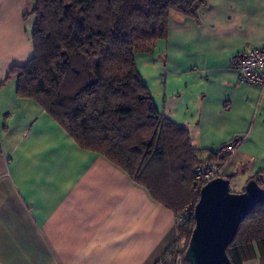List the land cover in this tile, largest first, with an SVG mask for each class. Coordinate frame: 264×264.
Segmentation results:
<instances>
[{
  "label": "crops",
  "instance_id": "crops-1",
  "mask_svg": "<svg viewBox=\"0 0 264 264\" xmlns=\"http://www.w3.org/2000/svg\"><path fill=\"white\" fill-rule=\"evenodd\" d=\"M206 1L199 25L172 15L156 44L164 115L203 158L238 142L221 177L235 174L241 190L264 168V91L241 84L232 61L264 49V0ZM32 7L0 0V264H156L177 237L176 211L17 97L9 74L33 58Z\"/></svg>",
  "mask_w": 264,
  "mask_h": 264
},
{
  "label": "trees",
  "instance_id": "trees-1",
  "mask_svg": "<svg viewBox=\"0 0 264 264\" xmlns=\"http://www.w3.org/2000/svg\"><path fill=\"white\" fill-rule=\"evenodd\" d=\"M30 1L33 58L9 74L16 77L17 97L35 101L80 149L126 172L175 217L192 205L175 239L185 242L186 252L197 204L191 191L195 170L209 162L221 169L231 155L203 158L191 146L188 131L157 108L136 59L166 42L172 15L199 25L207 1ZM250 180L264 190V168ZM226 254L231 264L252 262L256 254L264 262V201L240 224Z\"/></svg>",
  "mask_w": 264,
  "mask_h": 264
},
{
  "label": "water",
  "instance_id": "water-1",
  "mask_svg": "<svg viewBox=\"0 0 264 264\" xmlns=\"http://www.w3.org/2000/svg\"><path fill=\"white\" fill-rule=\"evenodd\" d=\"M229 187L230 180L220 177L202 188L185 252L187 264H231L226 249L244 219L263 203L264 190L253 180L246 183L242 193H232Z\"/></svg>",
  "mask_w": 264,
  "mask_h": 264
},
{
  "label": "built area",
  "instance_id": "built-area-1",
  "mask_svg": "<svg viewBox=\"0 0 264 264\" xmlns=\"http://www.w3.org/2000/svg\"><path fill=\"white\" fill-rule=\"evenodd\" d=\"M232 69L237 73L241 84L250 85L264 91V49L252 50L238 55L232 61ZM237 146L238 142L224 146L220 150V154L232 155L236 151ZM220 177L221 169L217 163H204L196 168L191 191L195 195L197 202L204 185ZM191 206L184 208L182 213L176 215V228L186 225L191 214Z\"/></svg>",
  "mask_w": 264,
  "mask_h": 264
},
{
  "label": "rangeland",
  "instance_id": "rangeland-1",
  "mask_svg": "<svg viewBox=\"0 0 264 264\" xmlns=\"http://www.w3.org/2000/svg\"><path fill=\"white\" fill-rule=\"evenodd\" d=\"M32 18V17H31ZM33 25V18H32ZM32 32V30H31ZM31 35V34H30ZM161 52L162 55H166L165 51L163 52L162 44L157 45V50L152 55L137 57L136 66L141 74L143 80L148 85L150 92L154 98V103L156 104L159 111L164 114L166 113V72H163L161 64L158 62V54ZM164 55V56H165ZM162 74V76H161ZM164 111V112H163ZM166 116V115H165ZM229 157V156H228ZM225 164V163H224ZM223 167L221 168V174L223 175ZM240 179H237L230 184V191L232 193H242L244 188H238L236 185H241ZM246 185V184H245ZM245 187V186H244ZM185 242L181 241L176 244L174 241L162 254L160 259L156 264H183V257L185 253ZM256 259L252 262H246L244 264H264L256 254Z\"/></svg>",
  "mask_w": 264,
  "mask_h": 264
}]
</instances>
